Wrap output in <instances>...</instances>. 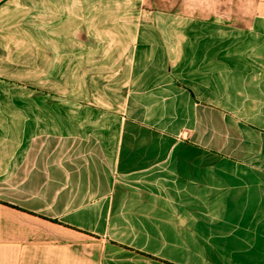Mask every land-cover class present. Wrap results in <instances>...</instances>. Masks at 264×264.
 I'll list each match as a JSON object with an SVG mask.
<instances>
[{
  "label": "crops",
  "instance_id": "crops-1",
  "mask_svg": "<svg viewBox=\"0 0 264 264\" xmlns=\"http://www.w3.org/2000/svg\"><path fill=\"white\" fill-rule=\"evenodd\" d=\"M0 264H264V0H0Z\"/></svg>",
  "mask_w": 264,
  "mask_h": 264
},
{
  "label": "rangeland",
  "instance_id": "rangeland-1",
  "mask_svg": "<svg viewBox=\"0 0 264 264\" xmlns=\"http://www.w3.org/2000/svg\"><path fill=\"white\" fill-rule=\"evenodd\" d=\"M220 3H218V5H219ZM252 4L253 3H249V9H251L252 8ZM222 5H223V7H225L226 6V9L228 10V9H230V7L232 8V9H235V3H222ZM219 7H220V9H224V8H221V6L219 5ZM219 9V8H218Z\"/></svg>",
  "mask_w": 264,
  "mask_h": 264
}]
</instances>
